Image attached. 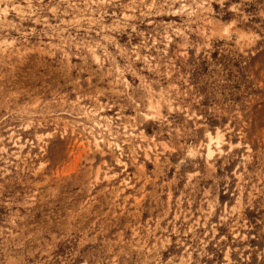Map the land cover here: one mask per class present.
<instances>
[{"label":"rangeland","instance_id":"rangeland-1","mask_svg":"<svg viewBox=\"0 0 264 264\" xmlns=\"http://www.w3.org/2000/svg\"><path fill=\"white\" fill-rule=\"evenodd\" d=\"M28 3L0 0V264H264V0Z\"/></svg>","mask_w":264,"mask_h":264},{"label":"bare ground","instance_id":"bare-ground-1","mask_svg":"<svg viewBox=\"0 0 264 264\" xmlns=\"http://www.w3.org/2000/svg\"><path fill=\"white\" fill-rule=\"evenodd\" d=\"M5 1H7V0H5ZM29 1H30V3H32V5L30 3H28V4H30L29 7H31V8L33 6L36 9L41 7L42 0H29ZM170 1L173 2L172 4L176 5L177 12L188 13L189 15H194L196 13H200V12L204 11L206 9V3H207V0H170ZM18 5L21 6L22 4L20 2H18ZM34 11H35L34 9L33 10L29 9V11L26 13L27 14H33ZM79 111L83 112V114H82L83 118H85L87 120H93L92 119L93 111H88L87 109H83L81 107H80ZM121 125H122V127L120 128V125H116L115 121L111 118H106L103 121V123H100V122L93 120L92 125L90 127L87 126L88 127L87 133H88V137L90 139V144H91L90 146H93L96 149H101L104 144H107L109 146V148H111L113 150L122 151V145H121V143H119L118 138H117V133H119L118 128H120L123 131L124 135L126 137H128V142H132V144L130 145L131 152L133 153L134 158L137 159L136 156L139 155L138 152L143 149L142 141L138 142V144H135V140H134L135 138L133 137L135 135L134 131H133L134 128L131 126H128L127 124H121ZM213 140L214 139L210 138V140L207 144L206 153H207L208 158H212L214 156V153L216 152V150L213 148V145H214ZM13 145H15L16 147L18 146V147L23 148V146H19L18 144H13ZM215 145H216L217 149H219L221 143L218 142ZM146 149H147L146 150V156H149L150 154L157 152L156 145H154L153 147L149 146ZM125 183H126L125 184L126 187L130 186L128 181H125Z\"/></svg>","mask_w":264,"mask_h":264}]
</instances>
